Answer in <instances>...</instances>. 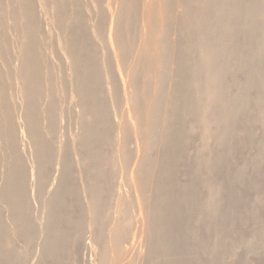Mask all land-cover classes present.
<instances>
[{
    "label": "bare ground",
    "instance_id": "obj_1",
    "mask_svg": "<svg viewBox=\"0 0 264 264\" xmlns=\"http://www.w3.org/2000/svg\"><path fill=\"white\" fill-rule=\"evenodd\" d=\"M45 1H47V0H40L39 2L44 5V3H47ZM118 1H119V3H121L120 10L118 9L119 10L118 14H116V16H114V14L112 15V12H111V15L109 14L111 16V20H110L111 21L110 22L111 28L109 30L111 35L109 38H111V36H112V27H113L114 22H116V30H115V32H113V36H114L113 40L115 41V43H113V41H110V44L108 45L109 48L108 47H107L108 49L105 48L107 51L109 50L110 54L107 51H105V49H104V51L107 52L110 56V60H109V58L106 55V59L108 58V60H109L108 64H110V66L108 67L109 68L108 71L106 70L107 71L106 74L109 75L110 73L111 74L113 73V75H115L114 77L109 75L108 78L112 77V79L114 78L113 80H115V78L117 76L116 71L114 70V65H115V67H117L118 70L115 68L117 71H119V65L122 63L126 67L125 71L127 72L128 80L125 79L126 80L125 81L122 79V83L120 85L123 84V88H121V86H120V88L117 90H119V92H120L121 89H123L122 90L123 91V101L126 104L125 108H127V110L125 112L127 113V117L125 116L126 115V113H125L124 117L126 118V121H125L124 126L122 125L124 127L122 130L124 132V137H122L121 139H120V137H118L119 139L117 141H114L115 140L114 138L116 135L113 133L115 135V136H113V142H115V143L117 142V144L115 145L116 146L115 150L111 151L112 153L114 152L113 155L111 154L112 157H109V155L106 154V152H109V154L111 152L108 150L106 151V149H105V145L107 146L112 142V140L110 141L111 130L114 129V126L116 128V124H115L116 122L114 123V118H113L114 116H112V118H111L110 111H109L108 106L105 102V96H107L106 92H108V91H106V90H108L106 88H109V87H107L108 86L107 82L109 80L105 79L106 77H104L105 72H106L105 71L106 68L104 69L101 66H104L106 64L107 60H105L106 61L105 63H101L102 61H99V60H102V58H99L101 56V55L99 56V53H100L99 51H101L102 47L100 46L101 49L98 50L97 47H99V46H97L96 43L92 42L91 40L86 41L87 38L85 36H83L85 34V32L81 29V27L83 24H85V17H84L85 13L82 12L83 8H81V6L83 7L85 5V2L83 4V1H82L83 5H81L80 0H52L51 1V4H52V2L55 3L54 4L55 7L52 6L55 8V9H53L52 13L55 14L53 16V18L55 17L54 19H56L57 24L55 26V25H53L55 22L53 24H50L52 22H50V23L48 22L49 23L48 25H49V27L55 26L57 28V30H59V26H60L64 30V32L62 30L64 35H63V33L62 34L59 33V31H58V33L60 35L64 36V37H61L60 39L66 38L64 41L65 43L64 42L61 43L62 41L60 43L65 44L61 47H64L63 49L66 50L65 53L67 52L69 57L66 54H65V56L64 55L63 56L66 58V60L69 61V59H67V57L70 58V60H71V62L69 61L71 64V65L69 64L70 68L69 67H67V68L71 69V71H72V73H70V74L72 75V78H73V80L71 79L73 81V85H74L73 88H74V90H76V93H77L79 100H80L79 102L82 103L81 104V103L77 102V103L81 104V106H79V105L78 106L83 108V111H84V114H82L78 110V112H79L78 114H80L79 119H81V116L83 117V123H82V121L78 120V123L80 124V122H81L82 123L81 125L83 126V127H80L82 129L79 128L80 131L78 133L80 134L81 130H83V135H82L83 139H81V137L77 136L78 141H79V139H81L79 141L81 143L76 142L77 145L74 143L76 145L77 149H75L74 152L71 153L72 155H70L69 157L71 158L73 156V153L75 154V152L77 153L76 156H78V151H76V150H79V149H81V155L83 152H85L84 154L86 156L85 155H83V156H85L84 159L86 161L85 163L87 164V166H86L87 171L84 174H87V173L88 174L87 175L83 174V176L84 177L88 176V179H89V180L87 179L89 181V185H88L89 193L87 191L86 185H85L86 188L84 187L86 189L85 192H87L89 194V196H88L89 197L88 198L89 208H86V203L88 204V202H86V199L84 198L85 201L82 200V197H80V194H79L80 192H84V188L82 191V189H81L82 187L79 188L76 186L75 183H73V180L75 181L77 177L80 178L81 176H79L80 174H78V176L76 175L77 177L75 178V176L72 175V176H74L75 179L73 177L71 179V174H72L71 168L72 167H71V164L68 160L65 163H63V165L65 164L64 165L65 167L64 166H62V167H64L65 169L64 170H63V168L60 169V172L64 171V173H62V174L60 173V176L62 175L61 177H63V178H61L62 179L61 184L59 186H54V185L52 186L51 185V188L57 187V190L54 192V194L52 192L51 194H53V196L51 197V194H50L49 196L51 199L47 200L48 201L47 210H49V212L46 211L47 213L45 215H47V217H48V213H49V217L48 218L46 217V219H48V220H46L44 218L47 221V224L45 223L46 221L44 222V219L41 220V221H43L42 224L44 223L43 225L46 224V226L44 228L45 234H43L45 237L44 239H46L45 240L46 242L44 243L46 250H44V252L41 251L43 253H38V254L39 255L41 254L44 257L43 254L46 252L47 255H45V258L48 257L47 259L51 262V264H64V260H65L64 257H66L65 253L67 254V250H68L67 248L69 247V251H70V246H72L74 244V242H76V241L78 242L77 239H79L81 236L84 237V234L82 235V232H83L84 222H87L85 220L87 218V216L90 215V217L93 219L95 225L97 226L98 230L99 229L101 230V233L104 231V228L106 229L109 224L110 225L112 224L109 222V224L107 225V222L110 219L109 218L107 221L108 214L110 213L109 208L112 207V206H110V204H108V200H109L108 198L112 197V199H113L114 196L115 197L118 196V195H115L117 193L115 189H117V190L119 189L117 186L118 184H117V182H116V184L114 183V181H116L114 177H116L117 174L115 173L116 174L115 176H113L114 174L112 175V173L116 172V171H114V169L117 166L116 163H118L117 162L118 158L116 159V157L119 155L118 157H119V163H120L121 167L122 166L124 167L127 165L130 166V164H131L130 161L132 162V159L130 160V158L132 157V154L134 157V153H135L134 150H136V148L134 149L132 147L133 139H135L137 141L139 140L140 141L139 143H143V144H141V145H144L143 146L144 148H142V149H145V150H143L144 153L141 156L140 160L138 159V161H140V163L137 162V164H139V165H137V166H139V168H138V171L136 173V177L134 176V178H132V176H131L130 177L131 180H127V181H131L130 183H133L134 192H132V193L130 192V193H131V196L134 195V193H135V196L134 197L132 196L133 197L132 200L133 199L134 200L132 201L131 205L128 204V202H130L131 198H130V200H128L129 193L126 192V190H125V192L128 194V196L125 195V197L127 196L128 198L126 197L127 199L123 200L124 197L122 196L123 199L119 200V202H118L119 205H118V203L115 205L116 207L118 205L119 209L117 211V215L115 214L116 215V221H114V223L111 225V227L108 226L110 228V233H112V235H110V237H109V241L107 240L109 242V248H108L109 250L107 248H103L101 250V253L99 252L100 253L99 254L100 259L99 258L98 259L101 261L100 264H110L111 261H113L114 257H116V258H114L116 262L113 261L111 264H120L122 262V260L120 262L119 259H122L123 257H125V254L128 252V251L126 252L127 249H124V247H122V244L124 243V240L126 238L127 239L130 238V235L133 231V228L135 227V226L133 227V219H134L135 215L132 213L133 209H135V208H137L136 210H138L140 213L144 212V215H146L145 218L151 217V219L153 218L156 220V224H155L154 229H152L153 227L148 224L150 227L149 228L150 231L147 228L145 230V233L147 230L149 231V236L151 237V241L149 240L151 242L150 244H153L152 241H154V244L152 246L149 244L150 247H152V249H150V247H146V248L148 250L150 249L153 253L158 252V251L160 253H163L165 255V257H164L165 259L163 261H158L157 263L154 260V264H223L222 262L220 263L219 260L215 259V258H211V259H207V260H201V259H198L196 256L194 259H189L187 256L186 257L185 256L176 257V258H173V256L174 255L177 256V251H179V250L188 249L187 248L188 246H186L188 239H185L184 237H186L187 234H191V232L188 231L190 229V227H187L190 223H187V226H186L185 219L187 222H190L189 220H187V218L190 217L192 214H196L195 216H198L202 220L204 218L210 220V225H212V226L221 227L222 228L221 230H223V232H222L223 234L221 236H222V238H224V240L226 239L227 243L229 242V244L231 242L230 240L233 239L232 241H234V239H235L234 235L235 234H233L232 230L229 231V228L227 229L228 231L226 229H223L224 227L227 228V226H229V227L233 226L236 221H239L241 219L242 220L243 219L252 220V221L261 222L262 224H264V219H262L259 216L258 212H254L248 204L244 203V200H246L248 198V195L236 194V189L234 188V185H233L236 181L235 176H239L240 179L244 180L246 174H244L243 171H235L236 173H233L234 175H231L232 172L230 173V171H229L230 169L233 168L231 166L233 163L232 156L235 152V148L237 145L236 144L237 143L236 142V140H237L236 136L237 135L243 136V139H244V141L242 142V144H243L242 145V153L243 154L249 147H251L253 145L260 146V145H258L257 138L255 137V135L257 133L254 130L255 128H253V127H255L254 126L255 122H253V121L259 122L261 120L263 122V125H264V0H197V2L195 1V3H198V4H196V5L194 4L195 6L192 4L191 0H183V1L181 0L182 1V4L180 3L182 5L181 10L183 8L185 11V14H183V16H180V17H178L176 15L178 17V19L174 15L173 16L175 18L171 17L172 13L175 11L173 9L174 8L173 5H174L175 0H157L154 3L155 6H157V7H154V8L148 7V10L146 9L147 5H144L142 10H141L142 11V17L140 20V21H143L144 24L140 23V25L141 24L144 25V31H142V32H144L143 36L147 37L150 40V43L148 45L145 44L142 47H140L141 46L140 45L138 50L136 49L137 47L135 48L136 49L135 61L138 62V63L134 62V63H136L135 66L132 64H129V63H131L130 61H132L131 60L132 56L135 54V52L132 53L134 50L132 49L131 39H132L133 31L135 32L136 30H139V28L133 30L132 26H133V21H135V19L136 20L139 19L136 15L138 12H140V10H138V9H141V6H140V4H138V0H117V2ZM153 1L154 0H152L151 2H153ZM16 2H18V3L14 4V5L15 6L17 5V6H16V8L15 7L13 8V10L15 9L16 12H14L15 14H13V12H12V14L15 15V17H16V19L13 18L16 20V23L13 26L16 27L18 25V28H15L14 30H18V31L21 30L19 35H22V37L20 38L18 36L17 38L19 40L23 39L22 40L23 41L22 47H20L21 50L18 49L19 52H21L22 60L16 59V61H18V62L22 61V63L20 64V67L17 68V66L19 64L15 67V68H17L16 72H13V71H15L14 69H12V70L8 69L9 71L11 70V72H13L12 75L10 74L11 72H9L8 70H7V72L12 76L11 78H14L13 76L16 75V78L19 80V82L22 86L21 92L24 94V98H25L24 100L27 103L26 108L23 107L26 109V111H25L26 120H22V123H23V121H27V124L29 126V128L27 130L30 132V133L28 132L30 134L29 137L32 136L31 138L35 142L36 149L34 148V146H33V148L36 150L37 155L36 154L35 155L37 156V158L35 156H33V158L35 157V161L36 162L38 161V166H37L38 170L36 169L35 165H34L35 168L34 167H32V168H34V170L36 169L38 171V172L37 171L36 172L38 173V181H39V186H40V189L38 188L39 189L38 192H40V190H44V188L46 187V183H48L50 181V180L48 181L49 177L50 176L52 177V175H53V174L49 175V172L54 173V171L52 172V170H53L52 167H54L52 165L55 163V161L53 163L52 160H55V158H57V156L59 155L58 154L56 156V154H54V152H57L58 150L54 151L55 149H53L49 138L52 139V137L54 138L53 135H55V137H56V134L60 133L59 130H57L58 133L57 132L55 133V131L57 129V125L59 124V123L57 124V120L59 119L58 117H60L59 115L61 114V113L58 114L59 113L58 110H60L61 108L59 109V107H57V106L61 105V103L63 102V101L61 102L59 100V98H57V95H56V94H58L57 91L59 90V88H60L59 85H61V84H59V82H58V86H59V87L57 86L58 90L56 89V87L54 88V86H56L57 81H59V80L61 81V79L58 78V76H59V75H57L58 73L57 74L55 73V77L57 75L56 78H58L59 80H57V79L55 80L54 76H53V78H52V76H49V75H54V73L48 75V73H51V72H49L50 70H52L51 67L55 68L54 65L51 66L53 63V60H52V63L50 65L48 62H51V58L54 59L55 56L57 57L58 54L56 52L60 51L61 49L59 47L60 43H58V46H57L60 50H57L58 48L57 49L54 48V52L49 51L50 48L45 46V48H48L46 51H49V54L51 52V54L56 53L57 55H55L53 57L52 56L53 54H52L51 55L52 57L51 58L49 57L50 58L49 61L46 58L47 56L46 57L43 56L44 50H42V48L44 49V47L43 46L41 47V45L46 40L47 41L44 43V45H46V43H48L47 36L49 34L46 36L43 35L44 39H45V37L47 39L44 40L42 35H40L42 37H40V39H39V34H38L39 31L42 29L43 33L45 34V32H44L45 29L48 30V27H44L45 28L44 30L42 27V26H45V23L47 22V20H46V22L44 23L45 19H43V17L40 18V15L42 16L43 14H40L38 16L39 11L37 12V8L40 7L41 4L39 3V5L36 6L37 5L36 0H17ZM98 2H100V1L99 0L97 1V3H96L97 6H99ZM179 2H180V0H179ZM1 3L3 5L2 0H0V7L2 6ZM6 3H5V5H6ZM109 3H110V1H109ZM48 4H50V3H48ZM50 5L47 7L50 8ZM175 6H176V4H175ZM3 7H5V6H3ZM70 7H72L71 10L73 11L71 13H69ZM42 8H43V6H42ZM150 8H152V9H150ZM38 9H40V8H38ZM84 9H85V7H84ZM48 11H45V13ZM179 11L180 10H178V12ZM1 12L2 11H0V16H2L3 19L5 20L4 16H6V15L9 16V13L11 11L5 10V14L8 12L9 13L6 15L3 14L4 16L1 15ZM40 12L42 13V11H40ZM43 13H44V11H43ZM116 13H117V11H116ZM179 13L182 15L181 12H179ZM48 14L49 13H47V15ZM99 14H102L101 17L97 15L99 17V20L102 18V16H105V15H103V13H99ZM154 15H157V17H158L157 21H153L154 19L156 20ZM135 16H136V18H135ZM138 16H139V13H138ZM98 17H97V19H98ZM8 18H7V21L5 20L6 22H8V20L10 21V19H8ZM152 18H154V19H152ZM3 19L1 18V21H4ZM39 19H41L40 22L43 19L42 23H44V25L39 22ZM175 19H177L176 22L179 25V27H181L182 25H184V27H185V28L183 27L185 29V31L182 30L183 28L180 29L181 36H179L180 38L177 39V40H179L177 43L176 42L174 43V41L176 39L173 40V42H172V40H170V38H169V36L171 34L170 32H171L172 22L174 24ZM100 21L104 22V21H102V19ZM6 22L5 23L2 22L3 23L1 26L2 28H4V26H3L4 24H7ZM11 23H12V21H11ZM11 23L9 22V25ZM40 24H41L42 28H40ZM98 24H99V21H98ZM101 24L102 23H100V25ZM57 25H59V26L57 27ZM100 25L98 27L99 30H100V28L103 29V24H102V26H100ZM10 26H12V25H10ZM136 26H138V25H136ZM55 27H52V28H54L56 30ZM141 27H140V29H141ZM5 28H7L6 25H5ZM13 28L9 27V29H10V30L8 29L10 31L9 33H11ZM5 30H7V29H5ZM99 30H98V32H101V30L100 31ZM142 30H143V28H142ZM0 31L2 32V30H0ZM42 31H40V33ZM60 31H61V29H60ZM182 31H184V33H182ZM1 32H0V61L2 60L4 63L5 60L7 59V56L10 55L9 52L11 50L15 49L17 46L14 48V45H16V43L14 42L15 44L13 45L12 42H9L10 44L13 45V47H12L10 44H8L13 48V49L9 50L10 48L9 49L7 48L8 47L7 46V40L9 41V38L6 36L8 39H5L6 37L4 38V36H3L4 33H6V32L8 35V31H6V32L3 31L4 33L3 32L1 33ZM54 32L55 31L50 32V33H54ZM56 32H55V34H56ZM18 33L19 32H17L16 34L18 35ZM140 33H141V31H140ZM257 33L259 34V37L256 36ZM14 35H15V33H13V36H12V34H10L8 36L14 37ZM52 35L53 34H51L50 36H52ZM50 36H48V37H50ZM139 37H142V36L139 35ZM17 38H16V40L18 41ZM41 38L43 41V42L41 41L42 43L40 42ZM11 40L12 39H10V41ZM52 41H53V39H52ZM143 41H144V38H143ZM52 43L55 44L54 42H52ZM52 43H51V45H52ZM108 43L109 42H107V44ZM132 44L134 45L135 43H132ZM20 45H21V43L19 44V46ZM174 46H175V48L176 47L179 48L178 50L180 52H182V54L183 53L188 54L187 58H185L187 62L193 61V60H195V57L198 58V56H199L202 59V63L200 66H198L196 68L194 67L195 69H193L192 72L189 73V71L186 70L187 69L186 66L185 65H184V67L182 66V59H181L182 57L181 56H183L184 54L180 55V57H179L180 62H179V65L177 67V75H176L178 78V82L175 83L176 84L175 88L173 87L174 92L172 91L173 92V96L171 98L172 100L167 99L169 101V105L166 103L167 105L165 104V106H166V108H165L164 107V103H165L164 91H165V86L167 85V77H169L168 76V68H169L168 66L170 65V59L174 58V57L169 58V56H170L169 53ZM51 48H53V47H51ZM16 49L13 50L14 53H15ZM8 50H9V52H8ZM50 50H52V49H50ZM8 53H9V55H8ZM14 53L11 51V54H14ZM16 53H18V52L16 51ZM60 53L61 52H59V54ZM178 53L179 52H177V54ZM14 55H15V57H13V58H21V57H19L20 55L18 56V54L17 55L14 54ZM61 56H62V54L59 55V58ZM103 56L104 55H102V57ZM11 57H9V59H8L9 61H7V62L10 63V59H11V61H13L12 60L13 58H11ZM62 57L59 60L62 61ZM45 58L47 59L46 61L48 63L47 67L51 66L48 68L49 69L48 72H46L47 70L45 71V69H47L46 66L44 67V65H46L45 60H44ZM55 59H54V62H55ZM64 59H63L64 63L61 65V67H62L61 69H63L64 68L63 65L67 63V62L65 63ZM59 60L58 59L56 60L57 63L60 62ZM7 62H5V63H7ZM62 62H60V63H62ZM103 62H104V60H103ZM3 63H0V64L3 66ZM5 63H4V65H5ZM192 63L193 62H191V64ZM11 64L13 65V62H11ZM6 65H8V67L10 66L9 68H12L11 65H9V64H6ZM55 65H56V62H55ZM57 65H56L57 68H59L60 64H57ZM69 65H66V66H69ZM14 66H15V60H14ZM4 67L6 69V66H4ZM1 68L2 67L0 66V137L2 139L1 140L2 142H0L1 143L0 148L4 146L5 149L8 150V152H10L9 154L11 156L8 155L6 153V150H4L2 148L5 151V153L8 156H10L9 159H5L2 161L1 154L3 155L4 151H2L0 149L2 152V153L0 152V167H2V166H4L3 168L6 167L4 173H2L3 175H1V177L2 176H3V178L5 177L4 178L5 181H3V183H2L1 181L3 179H0L1 180L0 185L2 184V187L0 188V200L3 202L4 205H6V206H4L5 210H7V212H9L8 214H5L8 217V218L6 217V219L11 220V222L9 221L10 224L13 222V224L15 225V227H14L15 230L12 231V230H10V228H9L10 231L8 230L9 222L7 221L8 223H6V221L4 219V216H5L4 211L5 210H4V207L2 208L3 204H0V206H1L0 207V264H26L24 262V259L26 260V257H23V256H25V254L23 255V254L18 252L20 250L22 252L23 247H21V245H20L21 249L18 248L19 246H17V243H14L15 239H13V238L15 236H22L23 238L26 239V241L29 242L37 236V234L39 233L40 230H43V229H40L39 225L37 224L38 225L37 226L34 223V220L31 216L34 213L31 214L30 208H32L33 205L30 206V202L34 204V203H36L35 201L37 200V199L35 200V198H33V199L31 198V200H30V197H29L30 195L28 196V191H29L28 189L31 188V187L28 188V186H30L32 183L30 185L28 184V181H31V180H28V174L29 173H28L27 168H29V167L31 168L32 164H30L31 166L27 167L26 165H29V164L24 163V161L28 159V157H29L28 155H27L28 157L26 156L27 159H25V157H24L25 160L21 157L20 153H22L24 151L21 152L20 150H18V145L20 144V143L18 144V141H19L18 139L20 138V137L18 138V136H20V135L17 134L16 129H15V126L17 124L16 121H18L20 118H18L19 117L18 116L17 117L18 119L16 118L17 120L16 119L13 120L12 119L13 116L11 115L12 114L11 110H13V109H11V106L12 107L15 106L14 103H16V102L21 103V101H16L17 99H15L16 95L19 92L14 93V95L16 94L15 98L14 97L12 98V96H10L16 102L10 101L11 99H9L8 94L11 95L10 94L11 92L8 93V91H9L8 87L10 86V88H11V84L9 85V83H10L8 81L9 78H8V80L5 78V77H8V76H5L7 73V72H5L6 70L4 69L5 71L3 72V69H1ZM57 68L55 69V71L57 70ZM65 71L66 70H64V72L62 71L63 74L67 73ZM67 71H69V70H67ZM102 71L103 72L105 71V72L103 73ZM45 72H46V74H45ZM122 72H124V70ZM173 73L171 75H173ZM239 73L244 75L243 79H239V77H238ZM60 74L62 75V73H60ZM142 74L143 75L144 74H147V75L153 74L152 75L153 77H151V78H154L155 83H154V88L152 87L153 88V94L150 93V94H152V96L149 95V88L152 86L151 82L149 81L150 82L149 83L146 80V82H143L145 84L142 85V83H140L139 77ZM46 75H47V77H46ZM64 76H66V75H64ZM64 76H63V78H64ZM103 77H104L105 81L107 80L106 81L107 84H105ZM117 77H119V76H117ZM227 77H229V80H227ZM16 78H14V79H16ZM119 78H121V77H119ZM53 79L56 81L55 83H54ZM118 79H116L117 80L116 84H118ZM62 80L64 81V79H62ZM170 80L171 79H169V82H170ZM14 81L15 80H13V83H16V81L15 82ZM151 81L153 82V79ZM65 82H66V80H65ZM67 82H69V80ZM147 82L149 83V85L147 84ZM110 84L113 85L112 83H110ZM110 84H109V86H110ZM150 84H151V86H150ZM16 85L18 87H21L20 85H18V83H16ZM48 86L50 88H52V90L54 92V93L52 92L53 94H55V91L57 90L56 94H55L56 97L53 96L52 93H49L47 95L48 90L46 88H49ZM67 86H69V85H67ZM173 86H174V84H173ZM193 87L196 90L201 91V96H200L201 101L199 102L200 103L199 107H196V108H194L195 105L192 106V104H193L192 103V88ZM50 88H49V90H51ZM67 88L68 87H65L64 89H67ZM12 89H14V88H12ZM45 89L47 90L46 91L47 93H45V95L48 96V98H47L48 104L46 105V108L44 109L45 104H44V106H42L43 107L42 108L40 106L42 104H40V103L41 102L44 103L43 95H44ZM60 89H61V91L63 90V88H60ZM112 89H113V87H112ZM16 90H17V88H16ZM68 90H67V92H68ZM171 90H173V89H171ZM61 91L60 92L58 91V92L61 94ZM63 91H66V90H63ZM71 91H72V89L70 90V92ZM21 92L19 93L20 96H21ZM67 92H65V93H67ZM112 93L113 92H111L110 94L112 95ZM117 93H118V91H117ZM121 93L122 92H120V94ZM74 94L75 93H73V95ZM169 94H170V92H169ZM194 94H196V93L194 92ZM63 96H64V94H63ZM121 96H122V94H121ZM170 96H171V94H170ZM17 97H18V95H17ZM54 97L57 100H59L61 103H59V101H58V104H57V102H55L56 99L54 100ZM18 98H20V97H18ZM65 98H67V97H65ZM41 99H42V101H41ZM45 101H46V99H45ZM65 102H66V100H65ZM67 102L70 103L69 100ZM72 102H74V101H72ZM12 103L14 105H12ZM122 105H123V102H122ZM18 106L19 105L16 104L15 107H18ZM64 106H68V104L64 105ZM163 107L165 108L164 113H163V109H164ZM20 108H21V106L19 107V109H17V108L16 109L20 110ZM23 108H21V109H23ZM113 108L115 109V107H113ZM251 108H255L253 110L254 112H255V110L258 111V113H256V112L253 113V115L255 114L257 116L256 117L253 116L252 120H251L252 117L251 118L248 117V115H247L248 112L246 113V111H248ZM69 109H71V106ZM116 109L118 110V108H116ZM42 110H43V112H41ZM67 111H69V110H67ZM119 111L120 110H118V112ZM65 112H64V114L68 115ZM181 112L184 113V114H182L184 116H185V114H187L186 117H188V115L193 116V118H195V120L198 121L197 124L201 125V126L198 125V129L200 127H202V129L204 131L203 135L205 133L204 137L205 138L207 137L208 139H210V141L208 140L209 142H211V140L215 141V147L216 148L219 149L221 147L222 148L225 147V151H226V153L223 154L222 156H217L215 154V156H212V157L206 158V159H205V156L202 155L203 153L202 154L199 153L200 157H201V155L203 156V160L201 163H203L205 165V167H204L205 170L204 171L200 170V171H198V173H200V172L204 173L205 172V177L203 176L204 180L202 179V181H203L202 183L204 184L203 186H205V188L207 190H209V198L207 197L208 201H207V199H204V202H201V201L199 202L200 205H194V201L197 199V198L194 199L195 198L194 193H196V191L198 190L197 189L198 184H202V183H200L201 180L198 179L201 176V174L199 177L196 178L197 180L193 179V177H194V172H193V173H191L192 174V180L187 178V182H185L186 180H184V182H180V181L177 182L175 180V174L173 171V166H176V165H178V163H182L185 160V157H186L185 151L188 150L187 148H185L187 150H183V147L181 146L184 143L183 141H185V144H186V141L188 140V129L186 127L181 126V125H180V127L175 128L174 124L172 123V120H174V117L176 118L180 115L182 118ZM57 114H58V116H57ZM113 114H114V112H113ZM118 114H121V113L119 112ZM66 115H65V117H67ZM70 115L73 116L74 114H70ZM180 116H179V119H180ZM74 117H75V115H74ZM74 117L71 119H74L72 121L74 122V124H77L76 122H77L78 117L77 118L76 117L74 118ZM62 118H64V116ZM115 118H117V116ZM189 118H190V116L187 118V121ZM21 119H23V118L21 117ZM66 119H67V121H70L68 117L65 118V120ZM175 120H178V119H175ZM59 121H61V120L59 119ZM63 121H64V119H63ZM67 121H65V123ZM182 121H184V120H182ZM182 121H181V124H182ZM14 122H15V124H14ZM188 122H183V123L188 124ZM191 122L192 121H190V123ZM194 123H196V122H194ZM20 124H18V125H20ZM122 124H123V122H122ZM197 124H193V126L191 124L192 128L190 130L193 131L195 129L194 128L195 125H197ZM189 126H190V124H189ZM19 127H21V125ZM75 127H77V129H78V126H75ZM196 128H197V126H196ZM117 129H119V126ZM202 129L200 128V130H202ZM197 130L195 129L194 131L196 132ZM23 132H24V130H23ZM65 132H67V131H65ZM123 132H122V134H123ZM254 132L256 133L255 135H254ZM78 133H76L74 135L72 134L73 138ZM24 134H26V133L24 132ZM50 136H52V137H50ZM118 136H120V135H118ZM29 137L26 139H29ZM69 137H70V135H69ZM58 139L56 138V140H58ZM74 140H75V138H74ZM158 140L160 141L158 143H161L160 145L164 146V149H163L161 163H159L160 166H157L158 168L155 170V173H152V169H151L152 157H151L150 152L157 145ZM20 141H22V140L20 139ZM109 141H110V143H109ZM22 142L20 145L23 144ZM56 143L58 145H60L58 141ZM115 143H113V144L111 143L113 145V147H115L114 146ZM134 143H136V141ZM78 144H83V147L81 145V147L84 150L83 152H82V148L78 149V147H80V146H78ZM259 144H261V143H259ZM58 145H56V146H58ZM67 145H68V143H67ZM161 146H158V147L161 148ZM69 148L71 150L72 147L69 146ZM160 148H159V151H160ZM56 149H58V147ZM67 149H68V147L66 146V150ZM261 149L262 148L260 147V150ZM31 150L33 151L32 148H31ZM66 150H63L64 157L65 156L68 157L65 154L66 152L64 153V151H66ZM19 151H20V153H19ZM68 151L69 150H67V153H68ZM161 151H162V149H161ZM24 154H25V152H24ZM188 154H190V152H188ZM31 155H34V153L33 154L31 153ZM54 155H55V157H54ZM81 155H80L79 159H82L81 163L83 164L84 159L81 158L82 157ZM246 155H247V153H246ZM6 156H4V157H6ZM76 156H73L74 159L71 160V162L75 160V162H74L76 165L75 167H77V164L79 165V162H78L79 160L77 161L75 159ZM69 157L67 159H70ZM60 158H62V159H60V160H63L62 162H64V160L66 159V158H63V156H61ZM243 158L247 159V157H243ZM77 159H78V157H77ZM29 160H31V159H29ZM60 160H59V162L61 165L62 162ZM187 160H188V163H186V164L188 165L191 160H190V158H188ZM35 161H34V164H35ZM56 161H57V159H56ZM2 162H3V165L1 166ZM31 162L33 163L32 160H31ZM31 162H28V163H31ZM247 162H249V161H247ZM85 163L83 165L81 164V166L82 167L84 166L83 169L85 168V170H86ZM56 164H57V162L55 163V167H56ZM50 166L52 169L50 168ZM75 167L73 166V168H75ZM79 167L80 166H78V168ZM127 167L124 168V170L126 169V171H125L126 173L130 172L129 168L127 171ZM59 168H61V167H59ZM73 168H72V171H73ZM218 168L222 169V171L224 172V182L222 183V188L220 190L213 191L212 187L214 185H212V182L210 181V175H209L210 172L209 171H212V170L218 169ZM2 169H0V171ZM80 169H82V168H80ZM83 169H82V171H83ZM78 170L75 171V169H74V171H75V172L73 171L74 174L78 173L79 172ZM85 170H84V172H85ZM119 173H118V176H120ZM0 174H1V172H0ZM31 174H33V173H31ZM127 174H126V176L128 178V176H130V174L129 173H127ZM187 174L189 175V173H187ZM55 176H56V174H55ZM60 176H58V177H60ZM112 176L114 178V181H113ZM80 180H83V179H80ZM261 180H262L261 177H257L255 188H256L257 194L262 199H264V189L262 187V181ZM78 182H76V183H78ZM130 183H128V184H130ZM78 184H81V186H82V183H78ZM85 184H86V181H85ZM113 186L114 187L116 186L117 188L113 189L114 188ZM125 186H127V185H125ZM203 186L201 188H203ZM128 187H130V186H128ZM51 188H50V190H53ZM120 188H121V186H120ZM78 190L80 191L79 193H78ZM129 190L133 191L132 188ZM199 190L197 192H199ZM36 191H37V189L35 191L33 190V192H35V194H36ZM113 191H115L116 193L114 194V196H110L111 194H113L112 193ZM41 194H44V193L42 192ZM45 194L47 195L48 193H45ZM198 194L199 193H197V195ZM32 195L33 194H31V196ZM82 195H86V194L83 193ZM38 196L40 197L41 195L38 194ZM38 196H36V198H39ZM120 196H121V194H120ZM42 197L43 196H41V198ZM45 197L46 196H44V198ZM42 199L40 202L41 204L43 203ZM198 199H201V196ZM32 201H34V202H32ZM82 201L86 202V203H83ZM109 201L111 203L112 200H109ZM115 201H117V199ZM198 201H196V203ZM202 201H203V199H202ZM2 202H0V203H2ZM40 203H39V206L41 205ZM115 203H113V204H115ZM126 204H128L130 206H128ZM203 205L205 206L204 209H202ZM35 206H34V208H36ZM41 206H43V205H41ZM126 206H128V207H126ZM167 206H169V207H167ZM230 206H234V208L231 212L227 210ZM131 207L133 208L132 211L130 210ZM34 208H32V210ZM43 208L41 209V207H39V211H38L40 214V215H38V217L40 216L39 219L42 218L40 210H43ZM150 209H151L152 213L149 211ZM111 210L113 211L114 209L111 208ZM182 210L183 211L186 210L187 215L182 216L183 215L182 214L181 216H179V214H180L179 212ZM197 212H198V214L200 212V216L197 214ZM136 213H137V211H136ZM186 216H188V217L186 218ZM90 217H89V219H90ZM198 217H196V218H198ZM37 220H38V218L36 219V223H38L40 221V220L39 221H37ZM87 220H88V218H87ZM134 221H136V220L134 219ZM147 222H149V221H147ZM147 222H145V223H147ZM150 222H152V221L150 220ZM89 223H86V224L88 225ZM39 224H41V223H39ZM141 224L142 223L140 221V225L139 224L138 225L142 227ZM89 225H88V227H89ZM10 226L12 228V225H9V227ZM186 227L189 229H187ZM85 229H87V227ZM194 229H196V228H194ZM224 230H226V231H224ZM186 231H188V232H186ZM191 231L193 232V229ZM9 232H11V233H9ZM139 232H140V230H139ZM198 232H199V230H198ZM248 232L249 231L244 230L241 234L239 233V237L236 236L237 238H239L238 242H240V243L243 242L242 244H244V243L248 244L246 241H248V239L251 238L253 234H257L256 232H254V233L250 232L253 234H250ZM194 233H195V230H194ZM88 235H90V233ZM197 235H201V234L199 233ZM71 236H74V237H71ZM197 237L199 238V236H197ZM86 238H88V237H86ZM95 239H98V238H95ZM96 241L98 242V240H96ZM146 242L148 244L147 240H146ZM71 243H73V244L69 246V244H71ZM231 243H233V242H231ZM19 244L20 243L18 242V245ZM30 244L31 243H29V245ZM225 245L221 246L222 248L220 247V249L222 250L223 247H225ZM22 246H24V245L22 244ZM25 246H24V248H26ZM31 246H33V244ZM31 246H29V247H31ZM16 247L20 250L16 249ZM35 247H37V246L35 245ZM230 247H232V246H229L228 248H230ZM226 248H227V246L225 247V249ZM42 249H44V247ZM193 249L194 248H192V250ZM220 249H219V251H221ZM231 249L232 248H230L229 250L226 249L228 251L225 250V253L229 252ZM121 252H125V253L123 254L124 256L120 258L119 255H122ZM222 252H224V251H222ZM34 254H35V250H34ZM150 255H152V254H150ZM141 256H142V254H141ZM111 257H112V259H111ZM45 258H41V256H40L41 260H43V259L47 260ZM63 258H64V260H63ZM88 258H87V260H88ZM40 259L37 258L38 261ZM80 259H81V257H80ZM90 259L92 260V258H90ZM117 259H118V263H117ZM143 259H144V257H143ZM48 260H47V262H48ZM43 262H46V261H42V263ZM87 262H89V261H87ZM152 262H153V260H152ZM32 263L34 264V262H32ZM40 263H41V261H40ZM79 263H80V261H79ZM123 263H124V261H123ZM148 263H149V261H148ZM46 264H48V263H46ZM67 264H69V263L67 262ZM87 264H89V263H87ZM126 264H127V262H126ZM149 264H151V262Z\"/></svg>",
    "mask_w": 264,
    "mask_h": 264
},
{
    "label": "rangeland",
    "instance_id": "obj_2",
    "mask_svg": "<svg viewBox=\"0 0 264 264\" xmlns=\"http://www.w3.org/2000/svg\"><path fill=\"white\" fill-rule=\"evenodd\" d=\"M17 0H2V2H3V5H2V3H1V9H0V11H2L1 12V15H6V14H8V13H6L5 14V10H8V11H11L10 13H9V16H4V18H5V20L7 21V18L8 19H10V21L8 20V22H6L4 19H3V17L2 16H0V27L2 26V24L3 23H7V24H4L3 26H4V28H0V30H2V32L3 31H8V35H10V34H12V36H13V33H15V35H14V37H9L8 35H7V32L6 33H4V38L7 36L8 38H9V41L7 40V48L9 49V50H11V49H13L12 47H13V45L16 43V45H14V48L16 49V51L18 52V53H16V51H15V53H14V51L13 50H15V49H13V50H11L14 54H18V56L19 57H21V52H19V50L18 49H20L21 50V48L20 47H22V43H23V39L21 40H19L17 37L19 36L20 38L22 37V35H19L20 34V32H21V30H14L15 28H18V25L15 27V26H13V25H15V23H16V17H15V15H13V14H15L14 12H16V10L14 9L13 10V8L15 7L16 8V6L14 5V4H16V3H18V2H16ZM40 1V0H39ZM38 0H36V2H37V5L36 6H38L39 5V2ZM51 1L52 0H47V1H45V2H47V3H44V5L43 4H41L40 5V7H38V8H40V9H38L36 6V8H37V12L39 11H42V13L40 12H38V16L40 15V14H43L42 16L40 15V18H42L43 17V19H45V21H44V23L46 22V20H47V22L45 23V26H42L43 27V30L45 29L44 27H48V30H46L45 29V34L43 33V31H42V29L40 30V31H42L41 33H40V31H39V39H40V37H42L43 35L44 36H46V35H48V36H50L51 34H53L52 36H50V37H48L47 36V38H48V43H46V45H44V43L47 41H45L44 43H42L43 41H42V38H41V40H40V42L42 43V45H41V47L43 46L44 47V49L42 48V50H44L43 51V56L44 57H46L47 59H48V61H49V59L53 56H55V55H57V57L55 56L54 57V59H55V62H56V65L57 64H60L59 65V68H57V66L55 65V62H54V59L53 58H51V62H48L49 63V65L52 63V60H53V63H52V65L51 66H55V68L54 67H51V66H49V67H51L52 68V70H50L49 71V67H47V59L45 58L44 60H45V64L46 65H44V67L46 66V68L47 69H45V71L46 72H51V73H48V75L49 74H52V73H54V75H49V76H52V78H53V76H54V79L56 80H59V79H61V81L59 80V81H57V83H56V86H54V88L56 87V89L58 90V87L60 86V88H63V90H66V91H61V89L59 88V92L61 91V94L57 91V93L58 94H56V91H55V94L57 95V98H59V100L62 102H60L59 100H57L55 97V94H53L54 92H53V90H52V88H50L49 86V88L51 89V90H49V88H46L45 89V91H44V95H43V101H44V103H40V104H42V105H40L41 107L42 106H44V104H45V106H44V109L46 108V105L48 104L47 103V98H48V96H46L45 95V93H47V95L49 94V93H52L53 94V96H55L54 97V100H55V102H57V104H58V101H59V103H61V105H59V106H57V107H59V109L61 110H58L59 111V113L58 114H60L59 116L62 118L63 116H64V118H60V117H58L61 121H59V119L57 120V129H56V131H55V133L57 132L58 133V131L57 130H59V132L60 133H58V134H56V137H55V135H53L54 136V138L52 137V136H50V137H52V139L51 138H49V140H50V142H51V145H52V147H53V149H55L54 151H56V150H58L57 152H54V154H56V156H57V158H55V160H52V162L54 163V161H55V163L57 162V164H56V167H55V163L52 165V166H54V167H52L53 168V170H52V172L54 171V173L56 174V176H55V174L54 173H51V172H49V175L51 174H53L52 175V177L50 176L49 177V179H48V183H46V187L44 188V190H40V192H38L39 191V189H40V186H39V181H38V161L36 162L35 161V157L37 158V153H36V147H35V142H34V140L31 138L32 136H30L29 137V131L27 130L28 128H29V126H28V124H27V121H23V123H22V120H26V118H25V111H26V106H27V103H26V101L24 100L25 98H24V94L21 92V90H22V86H21V84H20V82H19V80L16 78V75H14L13 77L14 78H16V79H14V78H11L12 76V74H13V72H16V69L18 68V67H20V64L22 63V61L20 62H18V61H16V59L17 60H22V57L21 58H13V57H15V55L14 54H11V51L9 52V50H8V52L10 53V55L12 56H10L9 55V53H8V55L9 56H7V59L5 60V62H7V61H9L8 59H9V57H11V58H13L12 60L13 61H11V59H10V63L9 62H7V63H5V65H4V63H3V61L1 62L0 61V63H3V66L0 64V66L2 67L1 69H3V72L5 71V72H7V70L8 69H14L15 71H13V72H11V70L9 71V72H11L10 74L8 73H6V75L5 76H8V77H5L7 80H8V78H9V85L11 84V88H10V86L8 87V93H10L11 95H9L8 94V97H9V99H11L10 101H14V102H16V101H21V103H19V102H16V103H14L15 104V106H16V104L17 105H19L18 107H15V106H11V109H13V110H11L12 112V119L13 120H15L18 116V118H20L18 121H16L17 122V124H16V126H15V129H16V132H17V134H19L20 136H18V140L20 141V139L23 141H18V144L20 143L21 144V142L23 143L22 145H18V150H20L21 152L22 151H24L25 152V154H24V152H22V153H20V151H19V153L21 154V157L24 159V157H25V159H27L26 158V156L28 157V161L27 160H25L24 161V163H26V164H29V165H26L27 167L28 166H31L30 164H32V166H31V168L32 167H34L35 168V166H36V169L34 170V168H27L28 169V180H31V181H28V184L30 185L31 183V185L30 186H28V188H30V189H28L29 191H28V196L30 197V200H31V198L33 199V198H35V202L36 203H31L30 202V206L31 205H33V207L32 208H34V206L36 207V208H34L33 210H32V208H30V210H31V214H33V215H31L32 216V218H33V220H34V223L37 225H39V228L40 229H43V230H40L39 231V233L37 234V236L35 237V238H33L31 241H26V239L25 238H23L22 236H15L13 239H15L14 240V243H17V246H19L18 248H20V245H21V247H23L22 248V252H21V248L20 249H18L17 247H16V249H18V250H20V251H18L19 253H21V254H25V256H23V257H26V260L24 259V262L26 263V264H33L32 262H34V264H41L42 263V261H46V262H43L42 264H46V263H48V264H51V262L47 259V258H45V255H47L46 254V252L43 254L44 255V257L40 254H38V253H43L44 252V250H46L45 249V240L46 239H44L45 237H44V235L43 234H45V226H46V224H47V221L46 220H48V219H46V217H47V215H45L47 212L46 211H48L49 212V210H47V204H48V201L47 200H50L51 198H50V194L53 192V194H54V192L57 190V187H52L51 188V185L53 186H59L60 184H61V181H62V179L61 178H63V177H61L60 176V173L62 174V173H64V171L63 172H60V169H62L63 168V170L65 169L64 167V165H63V163H65L66 161H68L69 160V162H70V164H71V167L73 168V166L75 167L76 165H75V160L74 161H72L71 162V160H73L74 158H73V156H76L77 155V153L75 152V154L73 153V156L70 158L69 156L70 155H72L71 153L72 152H74V150L75 149H77L76 148V142L77 143H81V142H79L81 139H83V137H82V135H83V130H81V133L79 134L78 132L80 131V129H82V128H80V127H83L81 124L83 123V117L81 116V119H79V117H80V114H78L79 112L80 113H82V114H84V111H83V108H81V107H79V106H81V102H79L80 100H79V97H78V95H77V93H76V90H74V85H73V78H72V75L70 74V73H72V71H71V69H69L70 68V62H71V60H70V58H68L69 56H68V54H67V52L65 53V49H63L64 47H61V46H63V45H65V44H61V43H63L64 41H65V39L64 38H62V39H60L61 37H64V36H62V35H60L59 33H63L64 32V30L59 26V25H57V27L59 26V30H57V28L55 27L56 26V19H54L53 18V16L55 15L54 13H52L53 12V9H55L54 7H55V3H53L52 2V4H51ZM81 1V5H83L84 4V2H85V5L82 7L81 6V8H83V13H85V15H84V17H85V24H83L82 25V27H81V29L85 32V34L83 35V36H85L87 39H86V41H89V40H91L92 42H94V43H96L97 44V46H99V47H97L98 48V50L99 49H101L100 48V46L102 47V49H101V51H99L100 53H99V58H102V60H99V61H102L101 63H105L106 61L105 60H107V62H106V64L104 65V66H101V67H103L104 69H105V71L107 70L108 71V67L110 66V64H108L109 63V60H110V56H109V50L107 51L106 49H108L109 48V44H110V41H113V43H115V41L113 40L114 39V36H113V32H115V30H116V22H114V24H113V27H112V36H111V38H109L110 37V28H111V26H110V20H111V12H112V15L114 14V16H116V14H118V11L120 10V7H121V3H119V1L117 2V0H109L110 1V3H109V1L108 0H99L100 2H98V5L99 6H97L96 5V3H97V1L98 0H80ZM82 1H83V4H82ZM116 1V2H115ZM152 0H138V4H140V6H141V9H138V10H140V12H138L139 13V16H138V13H137V17L139 18V19H135V21L137 22H135V21H133V30H135V29H137V28H139V30L141 31V33H140V31L139 30H136L135 32L133 31V33H132V39H131V45H132V49L134 50L132 53H134L135 52V54L132 56V61H130L131 63H129V64H132V65H134L135 66V64L136 63H134V62H137V61H135V56H136V49L138 50L139 49V46L140 47H142L143 45H145V44H149L150 43V40L147 38V37H145V36H143L144 35V32H142V31H144V25H140V23H143V21H140L141 20V17H142V8H143V6L144 5H147V7H146V9L148 10V7H152V8H154V7H157V6H155V1H157V0H154L153 2H151ZM183 1V0H182ZM182 1L180 0V2H179V0H175V2H174V5H173V9L175 10H173L174 12L172 13V15H171V17H173V18H177L178 19V17H180V16H183V14H185V11H184V9L182 8V10H181V7H182ZM192 1V4L194 5H196V4H198V3H195V1L197 2V0H191ZM7 2V3H6ZM13 2V3H12ZM140 2V3H139ZM179 2V3H178ZM5 3H6V5H5ZM48 3H50V4H48ZM146 3V4H145ZM152 3V4H151ZM178 3V4H177ZM181 3V4H180ZM154 4V5H153ZM157 4V3H156ZM175 4H176V6H175ZM181 6H180V5ZM14 5V6H13ZM50 5V8L49 7H47V6H49ZM149 5V6H148ZM152 5V6H151ZM194 5V6H195ZM3 6H5V7H3ZM42 6H43V8H42ZM52 6H54V7H52ZM139 6V5H138ZM139 6V7H140ZM179 6V7H178ZM84 7H85V9H84ZM8 8V9H7ZM52 8V9H51ZM71 8L72 7H70L69 8V13H71V12H73L72 10H71ZM112 8V9H111ZM152 8H150V9H152ZM4 11H3V10ZM116 9V10H115ZM119 9V10H118ZM49 10V11H48ZM52 10V11H51ZM110 10V11H109ZM178 10H180L179 12H181L182 13V15L178 12ZM43 11H44V13H43ZM45 11H48V12H46L45 13ZM116 11H117V13H116ZM12 12H13V14H12ZM97 12V13H96ZM47 13H49L48 15H47ZM99 13H103V15H105V16H102V21H104V22H101L100 20H99V17L98 16H100L101 17V15L102 14H99ZM110 14V15H109ZM45 15V16H44ZM98 15V16H97ZM141 15V16H140ZM175 17H174V16ZM178 17H177V16ZM136 16H135V18H136ZM71 17V16H70ZM97 17H98V19H97ZM154 17L156 18V20L154 19V18H152V19H154L153 21H157V15H154ZM1 18L4 20V21H1ZM13 18H15V19H13ZM87 18V19H86ZM105 18V19H104ZM43 19H42V21H43ZM52 19V20H51ZM97 19V20H96ZM104 19V20H103ZM177 19H175V22H174V24H173V22H172V26H171V34H170V36H169V38H170V40H172V42H173V40H175L174 41V43L176 42H178L179 40H177V39H179L180 37L179 36H181V31H180V29H182L183 27H184V25H182L181 27H179V25L177 24V22H176V20ZM40 20L41 19H39V22H40ZM174 20V19H173ZM11 21H12V23H11ZM42 21L40 22L41 24H43L44 25V23H42ZM98 21H99V24H98ZM3 22V23H2ZM9 22L11 23L10 25H12V26H10L9 25ZM50 22H52V23H50V24H53L54 22V24L53 25H55V26H52V27H55L56 28V30L54 29V28H52V27H49V23ZM135 22V23H134ZM100 23H102L103 24V29H101L100 28V30H101V32H98V30H99V25H100ZM41 24H40V28H42L41 27ZM102 24L100 25V26H102ZM144 24V23H143ZM5 25L7 26V28H5ZM136 25H138V26H136ZM174 25V26H173ZM177 25V26H176ZM10 28H13L12 29V31H11V33H9L10 31V29H9V27ZM141 27V29H140V27ZM179 27V28H178ZM51 30H50V29ZM142 28H143V30H142ZM185 28V27H184ZM182 29V30H184L185 31V29ZM5 29H7V30H5ZM9 29V30H8ZM60 29H61V31H60ZM114 29V30H113ZM14 30V31H13ZM50 30V31H49ZM57 31L56 32V34H55V32L54 33H50V32H53V31ZM62 30H63V32H62ZM99 30V31H100ZM47 31V32H46ZM58 31H59V33H58ZM103 31V32H102ZM139 33H138V32ZM184 31H182V33H184ZM1 32V31H0ZM1 32V33H2ZM17 32H19L18 33V35L16 34ZM109 34H108V33ZM47 33V34H46ZM135 33V34H134ZM137 33V34H136ZM260 33V32H259ZM6 34V35H5ZM55 34V35H54ZM173 34V35H172ZM258 34V33H257ZM256 34V36L257 37H259V34L257 35ZM40 35H42V36H40ZM63 35H64V33H63ZM139 35L140 36H142V37H139ZM44 36H43V39H44ZM54 36V37H53ZM58 36V37H57ZM172 36V37H171ZM177 36V37H176ZM5 38V39H8V38ZM16 38L18 39V41L16 40ZM46 37H45V39H47ZM141 38V39H140ZM143 38H144V41H143ZM168 38V39H169ZM10 39H12L11 41H10ZM44 39V40H45ZM52 39H53V41H52ZM112 39V40H111ZM15 40V41H14ZM55 40V41H54ZM22 41V42H21ZM54 42L55 44H53L52 42ZM62 41V42H61ZM9 42H12L13 43V45L12 44H10ZM15 42V43H14ZM19 42V43H18ZM61 42V43H60ZM107 42H109L108 44H107ZM21 43V45L19 46V44ZM51 43H52V45H51ZM58 43H60L59 44V47H60V49L62 50H60L57 46H58ZM65 43V42H64ZM132 43H135L134 45L132 44ZM8 44H10V45H8ZM49 45V46H48ZM55 45V46H54ZM176 45V44H175ZM45 46L46 47H49L50 49H52V50H50L49 49V51H53L54 52V48H58L57 50H60V51H57L56 49V53H52L51 54V52H50V54H49V51H46L48 48H45ZM53 47V48H51V47ZM108 47V48H107ZM137 47V48H136ZM106 48V49H105ZM136 48V49H135ZM104 49H105V51H107V52H105L104 51ZM175 49V50H174ZM179 48H175V46L171 49V51H170V53H169V58L170 57H174V58H172V59H170V65L168 66L169 68H168V76L170 77H167V85L165 86V91H164V99H165V103H164V107L166 108V106H165V104L167 103L168 105H169V101L167 100V99H169V100H172L171 98H172V96H173V92H174V88H175V83L176 82H178V78H177V67H178V65H179V60H180V55H183V56H181L182 58V66L184 67V65L186 66V70L187 71H189V73H191L192 72V70L193 69H195L196 67H198V66H200L201 65V63H202V59H201V57H199L198 56V58L197 57H195V60H193V61H186V59L185 58H187V56H188V54L187 53H183L182 54V52H180L179 50H178ZM48 52V53H47ZM59 52H61L60 54H59ZM64 52V53H63ZM172 52V53H171ZM177 52H179L178 54H177ZM45 53V54H44ZM48 55H47V54ZM62 54V56L64 55L65 56V54L68 56H66L67 57V59H69V61L68 60H66V58L63 56H61L62 57V61H63V59L65 60V63L66 64H64L63 65V69H61L62 67H61V65L64 63V61L62 62L61 60H59V59H61V57L59 58V55H61ZM172 54V55H171ZM14 55V56H13ZM52 55V56H51ZM102 55H104L103 57H102ZM106 55H107V57L109 58V60H108V58L106 59ZM175 55V56H174ZM50 57V58H49ZM104 58V59H103ZM59 60L60 62H62V63H60V62H58L57 63V61L56 60ZM199 59V60H198ZM14 60H15V66H14ZM103 60H104V62H103ZM173 60V61H172ZM175 60V61H174ZM201 61V62H200ZM11 62H13V65L11 64ZM17 62V63H16ZM115 62V61H114ZM133 62V63H132ZM191 62H193L192 64H191ZM100 63V64H101ZM138 63V62H137ZM175 63V64H174ZM185 63V64H184ZM190 63V64H189ZM199 63V64H198ZM6 64H9V65H11L12 66V68H9L8 67V65H6ZM19 64V65H18ZM70 64V65H69ZM175 66H173V65ZM188 64V65H187ZM18 65V66H17ZM66 65H69V66H66ZM193 65V66H192ZM4 66H6V69H5V67ZM17 66V68H15ZM121 66V67H120ZM123 66V67H122ZM67 67H69V68H67ZM171 67V68H170ZM195 67V68H194ZM57 68V72L55 71V69ZM102 68V69H103ZM117 69V67H115V65H114V70L116 71V74H117V76H119V77H121V78H119V77H117L116 76V78H115V80H113L112 79V77H114L115 75H113V73L111 74H109V75H111L112 77H110V78H108V74H106L107 73V71L105 72V76L104 77H106L105 79H108L109 81L107 82L108 83V86L107 87H109V88H106V89H108V90H106V91H108V92H106V94H107V96H105V102H106V104H107V106H108V109H109V111H110V115H111V118H112V116H114L113 118H114V123L116 124V128H115V126H114V131L113 130H111V138H110V141L112 140V144L113 143H115V142H113V136H115V140L114 141H117L119 138L118 137H120V139L122 138V137H124V132L122 131L123 130V126H124V124H125V121H126V118L124 117V115H125V111L127 110V108H125L126 107V104H125V102L123 101V89H121V91L120 92H122L121 94H122V96H121V94H120V92H119V90H117V89H119L120 88V86H121V88H123V84L122 85H120L121 83H122V79L123 80H128V76H127V72L125 71V66H124V64L122 63V64H120L119 65V71H117L116 69ZM176 68V69H175ZM191 68V69H190ZM5 69V70H4ZM60 69V70H59ZM64 70H66L65 72H67L66 74L64 73L63 74V72H64ZM67 70H69V71H67ZM124 70V72H122V71ZM173 70V71H172ZM53 71V72H52ZM55 71V72H54ZM59 71V72H58ZM63 71V72H62ZM172 71V72H171ZM46 72H45V74H46ZM103 72V71H102ZM103 72V73H104ZM121 72V73H120ZM170 72V73H169ZM174 72V73H173ZM55 73L57 74V75H59L58 76V78H56L57 77V75H56V77H55ZM60 73H62V75L64 76V75H66V76H64V78H63V76L60 74ZM102 73V74H103ZM120 73V74H119ZM173 73V75H171ZM123 74V75H122ZM151 74V73H150ZM69 77H68V76ZM143 75V74H142ZM140 76L139 78H140V83H142V85L143 84H145V83H143V82H146V80L149 82H151V84H152V86H151V84H150V88H149V95L150 96H152V94H153V88H154V83H155V81H154V78H151V77H153L152 75H147V74H144L143 76ZM171 75V76H170ZM48 76V77H49ZM123 76V77H122ZM176 76V77H175ZM46 77H47V75H46ZM66 77V78H65ZM68 77V78H67ZM71 77V78H70ZM104 77H103V79H104ZM174 77V78H173ZM238 77H239V79H243L244 78V75L243 74H240L239 73V75H238ZM70 78V79H69ZM119 78V79H118ZM177 78V79H176ZM53 79V80H54ZM62 79H64V81L62 80ZM69 80V82H67L68 80ZM72 79V80H71ZM105 79H104V82H105V84H107L106 83V81H105ZM116 79H118V84H116V82H117V80ZM153 79V82L151 81ZM169 79H171L170 80V82L172 83H170L169 82ZM174 81H173V80ZM13 80H15L16 81V83H18V85H20L21 87H18L17 85H16V83H13ZM54 80V83L56 82ZM65 80H66V82H65ZM125 80V81H126ZM144 80V81H143ZM227 80H229V77H227ZM14 81V82H15ZM72 81V82H71ZM112 81V82H111ZM58 82H59V84H61V85H59L58 86ZM147 82V84L149 85V83ZM67 85H69V86H67ZM110 83H112L113 85H111ZM169 83V84H168ZM65 84V85H64ZM109 84H110V86H109ZM173 84H174V86H173ZM15 85V86H14ZM55 85V84H54ZM68 87L67 89H64L65 87ZM119 85V86H118ZM169 85V86H168ZM17 86V87H16ZM58 86V87H57ZM62 86V87H61ZM71 86V87H70ZM106 86V85H105ZM113 87V89H112V87ZM153 87V88H152ZM174 87V88H173ZM12 88H14V89H12ZM16 88H17V90H16ZM21 88V89H20ZM70 88V89H69ZM12 89V90H11ZM69 89V90H68ZM72 89V91L70 92V90ZM171 89H173V90H171ZM67 90H68V92H67ZM47 91V92H46ZM50 91V92H49ZM113 92L112 93V95L110 94L111 92ZM117 91H118V93H117ZM173 91V92H172ZM17 92H21V96H20V94L18 93L17 95H18V97H20V98H18L17 97V95H16V98H15V95H14V93H17ZM65 92H67V93H65ZM71 94H70V93ZM110 92V93H109ZM169 92H170V94H171V96H170V94H169ZM194 92L196 93V94H194ZM200 92V93H199ZM73 93H75L74 95H73ZM150 93H152V94H150ZM14 96H13V95ZM51 94V95H52ZM63 94H64V96H63ZM105 94V95H106ZM199 94V95H198ZM61 95V96H60ZM70 95V96H69ZM77 95V96H76ZM114 95V96H113ZM10 96H12V98L14 97L15 99H17L16 101L14 100V99H12ZM46 96V97H45ZM64 98H63V97ZM201 91H198V90H196L194 87L192 88V106H194L195 105V107L194 108H196V107H199V102L201 101ZM65 97H67V98H65ZM169 97V98H168ZM196 98V99H195ZM200 98V99H199ZM19 99V100H18ZM23 99V100H22ZM45 99H46V101H45ZM63 99V100H62ZM66 100V102H65V100ZM199 99V100H198ZM69 100V102L70 103H68L67 101ZM109 100V101H108ZM120 100V101H119ZM198 100V101H197ZM23 101V102H22ZM41 101H42V99H41ZM72 101H74V102H72ZM77 102H79V103H81V104H79V103H77ZM111 102V103H110ZM122 102H123V105H122ZM196 102V103H195ZM19 103V104H18ZM23 103V104H22ZM65 103V104H64ZM117 105H115V104ZM13 103H12V105H14ZM56 104V105H57ZM68 104V106H64V105H67ZM71 104V105H70ZM113 104V105H112ZM166 104V105H167ZM79 105V106H78ZM197 105V106H196ZM21 106V108H23V107H25V108H23V109H21L20 108V110H17V109H19V107ZM70 106H71V109H69L70 108ZM68 107V108H67ZM73 107V108H72ZM113 107H115V109L113 108ZM163 107V108H164ZM17 108V109H16ZM43 108V107H42ZM78 108V109H77ZM81 108V109H80ZM116 108H118V110H120L119 112L121 113V114H118L119 112H118V110L116 109ZM165 108L163 109V113L165 112L164 110H165ZM43 109V110H44ZM58 109V108H57ZM255 108H251V109H249L248 111H246V113H247V115H248V117L249 118H251V120L253 119V116L254 117H256L257 115H253V113H258V111L257 110H255V112L253 111ZM43 110L41 111V112H43ZM67 110H69V111H67ZM78 110H79V112H78ZM122 110V111H121ZM252 112H251V111ZM65 113H67L68 115H66V114H64V112ZM73 111V112H72ZM116 111V112H115ZM63 112V113H62ZM69 112V113H68ZM77 114H76V113ZM113 112H114V114H113ZM117 113V114H116ZM58 114H57V116H58ZM64 114V115H63ZM70 114H74L75 115V117L77 118V124H74V122L72 121V120H74V119H71V118H73L74 117V115L73 116H71ZM116 114V115H115ZM182 114H184V113H182L181 112V115ZM63 115V116H62ZM65 115L69 118V120L70 121H67V119L65 120V118H67V117H65ZM70 115V116H69ZM78 115V116H77ZM166 115V114H165ZM23 118V119H21V117ZM117 116V118H115ZM126 117H127V113H126V115H125ZM180 116V115H179ZM179 116L178 117H174V120H172V123L174 124V127L176 128V127H180V125L181 126H183V127H186L187 129H188V140L186 141V144H185V141H183L184 143L181 145L182 147H183V150H187V151H185V160L182 162V163H178V165H176V166H173V171H174V174H175V180L177 181V182H184V180H186L185 182H187V178H189L190 180H192V174L191 173H193L194 172V177H193V179H196L197 177H199L200 176V174H201V176L198 178V179H200L199 181H200V183H202L203 181H202V179L204 180V178H203V176L205 177V172L203 173V172H200V173H198V171H200V170H205L204 169V167H205V165L203 164V163H201L202 162V160H203V156H205V159L206 158H210V157H212V156H215V154L217 155V156H222L223 154H225L226 153V151H225V147H221V148H216L215 147V141H213V140H211V142H209L210 141V139H208L207 137L205 138L204 137V135H205V133H204V135H203V129H202V127H200L202 130H200V128L198 129V125L199 126H201L200 124H197L198 123V121H196L195 120V118H193V116H191V115H188V117L190 116V118L188 119V121H187V118L188 117H186L187 116V114H185V116L184 115H182V118H181V116H180V119H179ZM74 117V118H75ZM17 118V119H18ZM193 118V119H192ZM16 119V120H17ZM63 119H64V121H63ZM175 119H178V120H175ZM78 120H80V121H82V123L80 122V124L78 123ZM121 120V121H120ZM123 120V121H122ZM182 120H184V121H182ZM195 120V121H194ZM65 121H67L66 123H65ZM76 121V120H75ZM119 121V122H118ZM181 121H182V124H181ZM190 121H192L191 123H190ZM122 122H123V124H122ZM183 122H188V124L186 123H183ZM194 122H196V123H194ZM253 122H255V124H254V126L255 127H253V128H255L254 130H255V132L257 133H255L254 132V135H255V137L257 138V142H258V145H260V146H255V145H253V146H251V147H249L245 152H244V154L242 153V142L244 141V139H243V136H241V135H237L236 136V148H235V152H234V154H233V156H232V161H233V163H232V169H230L229 171H230V173H231V175H234L233 173H236L235 171H243L244 172V174H246V176H245V179L243 180V179H240L239 178V176H235V178H236V181H235V183L233 184L234 185V188L236 189V194H246V195H248V198L246 199V200H244V203H246V204H248L250 207H251V209L254 211V212H258V214H259V216L262 218V219H264V199H262L258 194H257V191H256V188H255V185H256V181H257V177H261L262 178V187H263V189H264V125H263V122L260 120L259 122L258 121H253ZM258 122V123H257ZM262 122V123H261ZM21 123V124H20ZM14 124H15V122H14ZM18 124H20L21 125V127H19L20 125H18ZM120 124V125H119ZM189 124H190V126H189ZM191 124H192V126H193V124H197V125H195V129L197 130L196 132L193 130V131H191L190 129L192 128V126H191ZM123 125V126H122ZM27 126V127H26ZM75 126H78V129H77V127H75ZM118 126H119V129H117L118 128ZM190 128H189V127ZM196 126H197V128H196ZM18 127V128H17ZM73 127V128H72ZM21 128V129H20ZM80 128V129H79ZM74 131H73V130ZM23 130H24V132L26 133V134H24V132H23ZM27 130V131H26ZM116 130V131H115ZM120 130V131H119ZM253 130V131H254ZM65 131H67V132H65ZM77 131V132H76ZM119 131V132H118ZM175 131V130H174ZM201 131V132H200ZM29 132V133H28ZM73 132V133H72ZM116 132V133H115ZM122 132H123V134H122ZM28 133V134H27ZM76 133H78L76 136H74V138H75V140H74V138H73V135L74 134H76ZM115 135H114V134ZM118 133V134H117ZM73 134V135H72ZM24 135V136H23ZM69 135H70V137H69ZM81 135V136H80ZM118 135H120V136H118ZM77 136L78 137H81V139H79V141H78V139H77ZM25 137V138H24ZM29 137V139H26V138H28ZM60 137V138H59ZM72 137V138H71ZM56 138L58 139V140H56ZM65 138V139H64ZM71 138V139H70ZM255 138V139H256ZM26 139V140H25ZM2 139H1V137H0V142H2L1 141ZM65 142H64V141ZM72 142H71V141ZM209 140V141H208ZM58 141L59 142V144L60 145H58L56 142ZM83 141V140H82ZM110 141H109V143H110ZM136 141V143H134ZM189 141V142H188ZM68 143V145H67V143ZM138 142V143H137ZM140 141L138 140H135V139H133V144H132V147L135 149L136 148V150H134L135 151V153H134V157H133V154H132V157L130 158V160L132 159V162L130 161V163L132 164H130V166L129 165H127V166H122L121 167V165H120V163H119V155L116 157V159H117V162L118 163H116L117 164V166H116V168L114 169V171H116V172H114V173H112V175L113 176H115L116 174H117V176L116 177H114L115 178V180L116 181H114V178H113V176H112V178H113V181H114V183L116 184V182H117V186H118V190L117 189H115V188H117L116 186L113 188V189H115L116 190V192L115 191H113L112 193L113 194H111L110 196H114V194L115 195H118V196H114L113 197V199H112V197L110 198H108L109 200H112L111 201V203H110V201L108 200V204H110V206H112V207H110L109 205V211H110V213L108 214V218H107V221H108V219H109V221L107 222V225L109 224V222L110 223H114V221H116V215H117V211H118V205H119V200H121V199H123V197H124V199L123 200H125V199H127L128 197V200H130V198H131V200H130V202H128L127 200V202H128V204H132V201L134 200H132V198L135 196V193H134V195H132L131 196V193L132 192H134V186H133V183H130L131 181H127V180H131V176H132V178H134V176L136 177V173H137V171H138V168H139V166H137V165H139V164H137V162L138 163H140V161H138V159L140 160V158H141V156L143 155V153H144V151L143 150H145V149H142V148H144L143 146L144 145H141V144H143V143H139ZM158 142H160L159 140L157 141V145L153 148V150L150 152V154H151V157H152V167H151V169H152V173H155V170L158 168L157 166H160V164L159 163H161V160H162V154H163V149H164V146H161L160 144L161 143H158ZM56 143V144H55ZM72 143V144H71ZM76 145H75V144ZM83 143V142H82ZM108 143V144H109ZM109 144V145H105V149H106V151L108 150V151H113V150H115V148H116V144H117V142L114 144V146L115 147H113V145L112 144ZM213 143V144H212ZM259 143H261V144H259ZM1 144V143H0ZM55 144V145H54ZM71 144V145H70ZM74 144V145H73ZM56 145H58V146H56ZM81 145H82V147H83V144H78V146H80V147H78V149L79 148H82L81 147ZM23 146V147H22ZM33 146H34V148H33ZM56 146V147H55ZM62 146V147H61ZM66 146L68 147V149L67 150H69L68 151V153H67V150H66ZM69 146H71L72 148H71V150H70V148H69ZM142 146V147H141ZM158 146H161V148L160 147H158ZM20 147V148H19ZM55 147V148H54ZM58 147V149H56ZM181 147V148H182ZM260 147L262 148L261 150H260ZM4 150H6L5 149V147L3 146V147H1L0 149L2 150V151H4ZM22 148V149H21ZM31 148L33 149V151L31 150ZM157 148V149H156ZM159 148H160V151H159ZM185 148H187V149H185ZM142 149V150H141ZM161 149H162V151H161ZM1 150H0V152H1ZM63 150H66V151H64V153L70 158V159H67L68 157H64V155H63ZM73 150V151H72ZM80 150V151H79ZM79 150H76V151H78V156H76L75 157V159L79 162V165L77 164V167H75V168H73V171H74V169H75V171L76 170H78L79 172L78 173H75L74 174V172L72 171V168H71V172H72V174H71V179H72V177L74 178V176H75V178L78 176V174H80L79 176H81L80 178L79 177H77L76 178V182H78V183H82V186H81V184H78V183H76L74 180H73V183H75L76 184V186L77 187H82L81 189H82V191H83V188L85 187V185H86V187H87V191H88V185H89V179H88V176H86V177H84L83 176V174L84 173H86V171H87V164L85 163L86 161H85V159H84V157L86 156L84 153L85 152H83L84 150H83V148H82V155H81V149H79ZM62 152V153H61ZM188 152H190V154H188ZM2 153V152H1ZM6 153L8 154V155H10L9 153L10 152H8V150H6ZM5 153V151L3 152V155L1 154V156H2V161L3 160H5V159H9L10 158V156H8L7 154ZM31 153L33 154L34 153V155H31ZM62 155H61V154ZM114 153V152H113ZM113 153L111 152L110 154H109V152H106V154L107 155H109V157H112L111 156V154L113 155ZM199 153H203L202 155H201V157L199 156L200 154ZM246 153H247V155H246ZM7 156H6V155ZM36 154V155H35ZM82 156L81 158H83L84 160V163H85V167H86V170H85V168L83 169V167L81 166V162H82V159H79L80 158V155ZM243 154V155H242ZM83 155H85V156H83ZM117 155V154H116ZM4 156H6V157H4ZM33 156H35L34 158H33ZM61 156H63V158H66L65 160H64V162H62L63 160H60V159H62V158H60ZM115 156V155H114ZM54 157H55V155H54ZM77 157H78V159H77ZM243 157H247V159H244ZM4 158V159H3ZM33 158V159H32ZM188 158H190V162H189V164L187 165L186 163H188ZM29 159H31L32 161H33V163L31 162V160H29ZM56 159H57V161H56ZM200 159V160H199ZM37 160V159H36ZM59 160L62 162L61 163V165H60V162H59ZM160 162H159V161ZM34 161H35V164H34ZM186 161V162H185ZM200 161V162H199ZM247 161H249V162H247ZM28 162H31V163H28ZM185 162V163H184ZM77 163V162H76ZM81 163V164H80ZM83 163V164H84ZM52 164V163H51ZM50 164V165H51ZM82 164V165H83ZM119 164V165H118ZM134 164V165H133ZM159 164V165H158ZM3 165V162H2V164H1V166ZM35 165V166H34ZM136 165V166H135ZM204 165V166H203ZM58 166V167H57ZM62 166H64V167H62ZM78 166H80L79 168H78ZM4 166H2V167H0V169H2ZM59 167H61V168H59ZM127 167V171H128V168H129V171L130 172H127V173H129L130 174V176H128V178H127V176H126V169L124 170V168H126ZM137 167V168H136ZM6 168V167H5ZM5 168H3L0 172H1V174H0V177H1V175H3L2 173H4V171H5ZM50 168H51V166H50ZM51 168V169H52ZM57 168V169H56ZM77 168V169H76ZM80 168H82L83 169V171H82V169H80ZM133 168V169H132ZM188 168V169H187ZM31 171H30V170ZM55 169V170H54ZM57 170V171H56ZM84 170H85V172H84ZM119 170V171H118ZM122 170V171H121ZM188 170V171H187ZM3 171V172H2ZM37 171V172H36ZM56 171V172H55ZM81 171V172H80ZM118 171V172H117ZM190 171V172H189ZM83 172V173H82ZM113 172V171H112ZM120 172V173H119ZM123 172V173H122ZM125 172V173H124ZM210 172V181L212 182V185H214L213 187H212V190L213 191H218V190H220L221 188H222V183L224 182V172L222 171V169H220V168H218V169H214V170H212V171H209ZM31 173H33V174H31ZM58 173V174H57ZM82 173V174H81ZM116 173V174H115ZM118 173H119V175L120 176H118ZM135 173V174H134ZM187 173H189V175L187 174ZM88 174V173H87ZM87 174H84V175H87ZM72 175H74V176H72ZM77 175V176H76ZM128 175V174H127ZM188 175V176H187ZM58 176H60V177H58ZM83 176V177H82ZM5 178V177H4ZM3 178V176L0 178V179H3L1 182L3 183V181H5V179ZM31 178V179H30ZM58 178V179H57ZM74 178V179H75ZM79 178V179H78ZM86 178V179H85ZM56 179V180H55ZM61 179V180H60ZM78 179V180H77ZM80 179H83V180H80ZM88 179V180H87ZM197 180V179H196ZM82 181V182H81ZM85 181H86V184H85ZM189 181V180H188ZM0 182V183H1ZM30 182V183H29ZM35 182V183H34ZM38 182V183H37ZM127 182V183H126ZM50 183V184H49ZM84 183V184H83ZM113 183V182H112ZM113 183V184H114ZM126 183V184H125ZM128 183H130V184H128ZM36 184V185H35ZM50 186H49V185ZM56 184V185H55ZM84 185V186H83ZM123 185V186H122ZM125 185H127V186H125ZM132 185V186H131ZM204 184L202 183V184H198V190L203 186ZM48 186V187H47ZM120 186H121V188H120ZM128 186H130V187H128ZM2 187V184L0 185V188ZM85 187V188H86ZM123 187V188H122ZM34 188V189H33ZM39 188V189H38ZM50 188L51 189H55L54 191L53 190H50ZM78 188V189H79ZM84 188V192H80L79 190H78V193L80 194V197H82V200H84L85 201V199H86V202H88L89 200H88V196H89V191H88V193L87 192H85L86 191V189ZM125 188V189H124ZM132 188V190L133 191H131V190H129V189H131ZM204 188V189H203ZM203 188H201L200 190H199V192H197L196 190V193H194V196H195V198L194 199H196L195 201H194V205H200V201L201 202H204V199H207V201H208V198H209V190H207L206 188H205V186H203ZM37 189V191H36V194H35V192H33V190L35 191ZM49 189V190H48ZM112 189V190H113ZM122 191H121V190ZM203 189V190H202ZM124 190V191H123ZM125 190H126V192H128L129 193V196H128V194L125 192ZM32 191V192H31ZM120 191V192H119ZM38 192V193H37ZM48 193L47 195L45 194H41V193ZM122 192V193H121ZM125 192V193H124ZM131 192V193H130ZM33 194L32 196H31V194ZM84 193V194H86V195H82V194ZM197 193H199L198 195H197ZM38 194L39 195H41V196H43L42 198H41V196L39 197L38 196ZM53 194H51V197L53 196ZM120 194H121V196H120ZM124 194V195H123ZM125 195H127L126 197H125ZM36 196H38L39 198H36ZM44 196H46L45 198H44ZM123 196V197H122ZM201 196V199H198L199 197ZM121 197V198H120ZM208 197V198H207ZM85 198V199H84ZM40 199V200H39ZM41 199L43 200L42 202V204L40 203L41 202ZM117 199V201H115V200ZM202 199H203V201H202ZM29 200V201H30ZM199 200V201H198ZM34 201H32V202H34ZM39 201V202H38ZM45 201V202H44ZM196 201H198L197 203H196ZM0 202H2L1 200H0ZM47 202V203H46ZM83 202V201H82ZM86 202H83V203H86ZM115 203V204H113V203ZM39 203L41 204V205H43V206H39ZM118 203V205H117V207L115 206L116 204ZM199 203V204H198ZM0 204H3V202L2 203H0ZM38 204V205H37ZM113 204V205H112ZM128 204H126V205H128ZM130 205H128V206H130ZM4 206H6V205H4L3 204V206H2V208L4 207ZM41 207V209L43 208V210H40V213H41V216H42V218H40L39 219V217H38V215H40L39 214V207ZM88 206V207H87ZM128 206H126V207H128ZM1 207V206H0ZM38 207V208H37ZM167 207H169V206H167ZM46 208V209H45ZM86 208H89V202H88V204L86 203ZM111 208H113L114 210L112 211L111 210ZM205 208V206L203 205L202 206V209H204ZM233 208H234V206H230L227 210L228 211H232L233 210ZM132 207H131V211H132ZM137 208H135V209H133V214L135 215L134 216V219L136 220V221H134V219H133V231H132V233H131V235H130V238H126L125 240H124V243L122 244V247H124V249H127L126 250V254H125V257H123L124 255V253L125 252H121L122 253V255H119L120 256V258L121 257H123L122 259H119L120 260V262H121V260H122V262L120 263V264H126V262H127V264L129 263V264H149L150 262H151V264H154V260L156 261V263L158 262V261H163L165 258V255L163 254V253H160L159 251L158 252H152L150 249H152V247H150V245L152 246L153 244H154V241H152V243L153 244H150L151 242V237L149 236V231H150V227H149V225L150 226H152L153 228L152 229H154V227H155V224H156V220L155 219H151V217L150 218H145L146 217V215H144V212H139L138 210H136ZM153 209V208H152ZM4 210H5V207H4ZM35 210V211H34ZM107 211V210H106ZM135 211V212H134ZM136 211H137V213H136ZM151 213H152V211H151V209L149 210ZM183 211V210H182ZM182 211H180L178 214H179V216H181L182 214V216H185V215H187V212H186V210H184L183 212ZM43 212V213H42ZM9 212H7V210H5L4 211V215L5 214H8ZM196 213V212H195ZM45 216H43V215ZM116 214V215H115ZM197 214H198V212H197ZM89 215V214H88ZM143 215V216H142ZM193 215V216H192ZM190 217H188V216H186V218H187V220H189L190 222H187L186 221V219H185V224H186V226H187V223H190L187 227H190V229L189 228H187V229H189L188 231L189 232H191V234H187V236L186 237H184L185 239H188L187 240V244H186V246H188L187 248L188 249H182V250H179V251H177V256L176 255H174L173 256V258H176V257H183V256H187L189 259H194L195 258V256L198 258V259H201V260H207V259H211V258H215V259H218L219 260V262L221 263H223V264H264V224H262L261 222H255V221H252V220H247V219H241V220H239V221H236L235 223H234V225L233 226H227V228H223V229H228L229 228V231L230 230H232V232H233V234H235L234 235V241H232V240H230L231 242H233V243H231L230 242V244H229V242L227 243V240L225 241L224 240V238H222V232H223V230H221L222 228L221 227H216V226H212V225H210V220H208V219H201V218H199L198 216H195L196 214H192ZM199 216H200V212H199V214H198ZM35 216V217H34ZM6 217H7V215H5L4 216V219H5V221H6V223H8L9 221L11 222V220L10 219H6ZM48 217H49V213H48ZM47 217V218H48ZM89 217H90V215L89 216H87V218H88V220H87V218L85 219L87 222H84V226H83V232H82V235L84 234V237L83 236H81L79 239H77L78 240V242L76 241V242H74V244L73 243H71V244H69V246L70 245H72V246H70V251H69V247L67 248L68 250H67V254L65 253V255H66V257H64L65 258V260H64V258H63V260H64V264H67V262L69 263V264H87V263H89V264H100L101 263V261L99 260L100 258V253H101V250L103 249V248H109V237H110V235H112V233H110V228L108 227V226H110L111 227V225L109 224L108 226H107V230L104 228V231L101 233V230L99 231L98 230V228H97V226L95 225V223H94V221H93V219L90 217V219H89ZM115 217V218H114ZM141 217V218H140ZM195 217V218H194ZM196 217H198V218H196ZM8 218V217H7ZM38 218V220L37 221H39L38 223H36V219ZM46 220H45V219ZM145 218V219H144ZM44 219V222L46 223L45 225H43L42 224V222L43 221H41V220H43ZM84 220V221H85ZM91 220V221H90ZM138 220V221H137ZM141 221V225H142V227L141 226H139L140 225V221ZM146 220V221H145ZM150 220L153 222H150ZM8 221V222H7ZM113 221V222H112ZM147 221H149V222H147ZM10 222H9V225H12V228H11V226L9 227V225H8V230H9V228H10V230H12V231H14L15 230V225L13 224V222L10 224ZM90 222V223H89ZM136 222V223H135ZM139 222V223H138ZM145 222H147V223H145ZM39 223H41V224H39ZM86 223H89L88 225H89V227H88V225L86 224ZM139 224V225H138ZM146 224V225H145ZM149 224V225H148ZM199 224V225H198ZM37 225V226H38ZM94 225V226H93ZM36 226V227H37ZM41 226V227H40ZM145 226V227H144ZM198 226V227H197ZM87 227V229H85ZM137 227V228H136ZM140 227V228H139ZM97 228V229H96ZM109 228V229H108ZM146 228L149 230H147L146 231V233H145V230H146ZM193 229V232L191 231L192 229ZM194 228H196V229H194ZM200 228V229H199ZM85 229V230H84ZM142 229V230H141ZM151 229V230H152ZM9 230V231H10ZM39 230V229H38ZM88 230V231H87ZM99 232H98V231ZM139 230H140V232H139ZM194 230H195V233H194ZM198 230H199V232H198ZM226 230H224V231H226ZM249 231L248 233H250V232H256L257 234H253V233H250V234H253L252 235V237L251 238H249L248 239V241H246L248 244H242L243 242H238L239 240V238H237V237H239V233L241 234L243 231ZM11 231V232H12ZM91 231V232H90ZM94 231V232H93ZM108 231V232H107ZM188 231H186V232H188ZM201 231V232H200ZM228 231V230H227ZM11 232H9V233H11ZM41 232V233H40ZM197 232V233H196ZM87 233V234H86ZM90 233V235H88ZM93 233V234H92ZM100 233V234H99ZM148 233V234H147ZM201 234V235H197V234ZM43 236H42V235ZM145 234V235H144ZM42 237H41V236ZM87 235V236H86ZM199 236V238L197 237V236ZM92 236V237H91ZM237 236V237H236ZM71 237H74V236H71ZM86 237H88V238H86ZM150 237V238H149ZM95 238H98V239H95ZM147 238V239H146ZM44 239V240H43ZM76 239V238H75ZM93 239V240H92ZM102 239V240H101ZM154 239V238H153ZM17 240V241H16ZM19 240V241H18ZM96 240H98V242L96 241ZM104 240V241H103ZM108 240V241H107ZM146 240L148 241V244H147V242H146ZM150 240V241H149ZM16 241V242H15ZM92 241V242H91ZM106 241V242H105ZM18 242L20 243L19 245H18ZM23 242V243H22ZM33 242V243H32ZM40 242V243H39ZM143 242V243H142ZM225 242V243H224ZM29 243H31L30 245H29ZM105 243V244H104ZM229 245V246H232V247H230V248H232L229 252H226L225 253V250L226 249H230V248H228L229 246L227 245V244ZM22 244L26 247V248H24V246H22ZM33 244V246H31ZM39 244V245H38ZM150 244V245H149ZM190 244V245H189ZM226 244V245H225ZM263 244V245H262ZM35 245L37 246V247H35ZM44 245V246H43ZM124 245V246H123ZM149 245V246H148ZM223 245H225V247L227 246V248L225 249V247H223V249L221 250L220 249V247L221 246H223ZM16 246V245H15ZM28 246V247H27ZM29 246H31V247H29ZM42 246V247H41ZM263 246V247H262ZM44 247V249H42ZM126 247V248H125ZM144 247V248H143ZM146 247H150V249L148 250ZM192 248H194L193 250H192ZM222 248V247H221ZM38 249V250H37ZM95 249V250H94ZM219 249L221 250V251H219ZM34 250H35V254H34ZM109 250V249H108ZM228 250H226V251H228ZM41 251H43V252H41ZM125 251V250H124ZM143 251V252H142ZM222 251H224V252H222ZM37 252V253H36ZM100 252V253H99ZM220 252V253H219ZM222 252V253H221ZM96 253V254H95ZM98 253V254H97ZM224 253V254H223ZM141 254H142V256H141ZM150 254H152V255H150ZM156 254V255H155ZM35 255V256H34ZM69 255V256H68ZM71 255V256H70ZM88 255V256H87ZM99 255V256H98ZM145 255V256H144ZM39 256V257H38ZM40 256H41V258H45V259H47L48 260V262H47V260H41L40 259ZM90 256V257H89ZM97 256V257H96ZM79 257V258H78ZM80 257H81V259H80ZM89 257V258H88ZM96 257V258H95ZM143 257H144V259H143ZM37 258H39L40 260L38 261L37 260ZM87 258H88V260H87ZM90 258H92V260L90 259ZM99 258V259H98ZM114 258H116V257H114ZM113 258V261H115V259ZM119 258V257H118ZM90 259V260H89ZM95 259V260H94ZM110 259V258H109ZM111 259H112V257H111ZM110 259V260H111ZM146 259V260H145ZM72 260V261H71ZM99 260V261H98ZM141 260V261H140ZM146 262H145V261ZM149 261V263H148V261ZM152 260H153V262H152ZM40 261H41V263H40ZM67 261V262H66ZM70 261V262H69ZM79 261H80V263H79ZM87 261H89V262H87ZM113 261H111V263L113 262ZM123 261H124V263H123ZM50 262V263H49ZM91 262V263H90ZM96 262V263H95ZM116 262V261H115ZM110 263V264H111ZM117 263H118V259H117Z\"/></svg>",
    "mask_w": 264,
    "mask_h": 264
}]
</instances>
